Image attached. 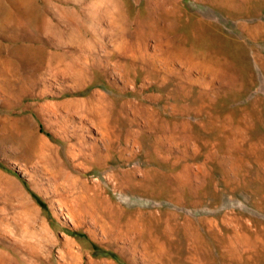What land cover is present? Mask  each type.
I'll list each match as a JSON object with an SVG mask.
<instances>
[{
	"label": "rangeland",
	"instance_id": "374dc122",
	"mask_svg": "<svg viewBox=\"0 0 264 264\" xmlns=\"http://www.w3.org/2000/svg\"><path fill=\"white\" fill-rule=\"evenodd\" d=\"M23 1L0 264H264V0Z\"/></svg>",
	"mask_w": 264,
	"mask_h": 264
},
{
	"label": "bare ground",
	"instance_id": "6f19581e",
	"mask_svg": "<svg viewBox=\"0 0 264 264\" xmlns=\"http://www.w3.org/2000/svg\"><path fill=\"white\" fill-rule=\"evenodd\" d=\"M18 1V0H16ZM22 2H24L23 0H21ZM26 1V0H25ZM29 1V0H28ZM31 1V0H30ZM29 1V2H30ZM21 2V4H22ZM33 2V1H31ZM24 4V3H23ZM32 4H30L31 7ZM49 11L53 12V13H57L56 10L53 8L51 9V6H47V8ZM57 9V8H56ZM38 10V9H37ZM32 11L31 9L28 8H23L20 6H14V9L10 8L8 10L5 11V18L6 20L9 21H16V22H24L25 20H27V18H30L31 16H35L36 18L38 17H42V13L41 10L39 11ZM59 13V12H58ZM31 19V18H30ZM4 20V19H3ZM37 21V20H36ZM48 22V21H47ZM46 26L48 27V23H46ZM49 28V27H48ZM212 36V35H211ZM214 37V36H213ZM74 39V38H72ZM209 40V39H208ZM214 40V38H213Z\"/></svg>",
	"mask_w": 264,
	"mask_h": 264
}]
</instances>
